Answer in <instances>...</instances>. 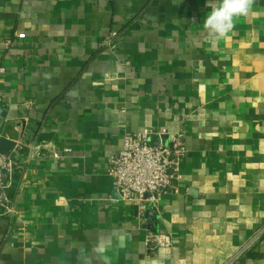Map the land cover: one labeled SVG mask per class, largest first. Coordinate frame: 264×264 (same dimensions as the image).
I'll use <instances>...</instances> for the list:
<instances>
[{"label":"crops","instance_id":"0c3cea01","mask_svg":"<svg viewBox=\"0 0 264 264\" xmlns=\"http://www.w3.org/2000/svg\"><path fill=\"white\" fill-rule=\"evenodd\" d=\"M217 2L0 0V138L60 155L0 207V264H264V0L219 41ZM179 131L180 179L140 220L109 159L126 132Z\"/></svg>","mask_w":264,"mask_h":264},{"label":"built area","instance_id":"2783aa9c","mask_svg":"<svg viewBox=\"0 0 264 264\" xmlns=\"http://www.w3.org/2000/svg\"><path fill=\"white\" fill-rule=\"evenodd\" d=\"M117 35L103 41V45L113 48ZM4 71L1 70L0 73ZM158 136V146L151 145V138ZM162 137H168L165 143ZM24 149L27 158H22ZM188 157L184 131L154 135L149 132H126L122 147L109 159L108 176L121 200L132 205L140 220L145 213L156 208L162 197L170 192L180 179V171ZM59 159L60 155L45 142L24 145L16 141V146L8 154H0V207L3 215H14L15 206L11 192L16 189L18 176L32 162ZM148 243L155 247H171L168 235L150 234Z\"/></svg>","mask_w":264,"mask_h":264},{"label":"clouds","instance_id":"9594fccd","mask_svg":"<svg viewBox=\"0 0 264 264\" xmlns=\"http://www.w3.org/2000/svg\"><path fill=\"white\" fill-rule=\"evenodd\" d=\"M255 0H218L215 7L205 17L203 28L219 41L234 30L236 21L246 17Z\"/></svg>","mask_w":264,"mask_h":264},{"label":"water","instance_id":"95a60500","mask_svg":"<svg viewBox=\"0 0 264 264\" xmlns=\"http://www.w3.org/2000/svg\"><path fill=\"white\" fill-rule=\"evenodd\" d=\"M163 141L166 143L168 137H162ZM160 143V138L158 136H154L151 138V145L152 146H158ZM16 146V142L12 140H8L5 137L0 138V154L6 155L8 154L11 150H13ZM147 217L153 219L154 224H156L155 220L158 219L156 215L153 214V212L148 211L146 214ZM153 228V227H151Z\"/></svg>","mask_w":264,"mask_h":264}]
</instances>
